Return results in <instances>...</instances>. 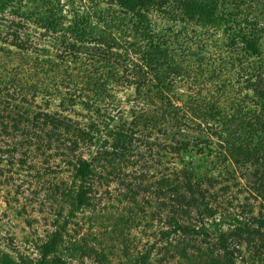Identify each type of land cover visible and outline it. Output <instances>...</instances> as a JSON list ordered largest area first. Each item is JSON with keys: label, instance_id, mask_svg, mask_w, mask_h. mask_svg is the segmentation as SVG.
Instances as JSON below:
<instances>
[{"label": "rangeland", "instance_id": "1", "mask_svg": "<svg viewBox=\"0 0 264 264\" xmlns=\"http://www.w3.org/2000/svg\"><path fill=\"white\" fill-rule=\"evenodd\" d=\"M47 2L50 3L49 0H3L0 2L2 24L12 29V22L26 24L43 18ZM59 2L74 4L76 9L99 8L90 0H51L54 8ZM24 14L31 19L23 20ZM152 19L158 36L171 26L158 13H154ZM196 23L179 24L175 28L178 34L171 38L178 48L174 59L181 65L179 68L173 61L161 57L154 65L142 64L146 69L138 68L140 54L127 56L120 49H114L112 58L129 59L134 66L119 62L116 69H105L104 45L113 41H107L106 35H102L96 39L98 43L79 47L92 48L88 51L91 59L98 56L102 62L97 65L98 70H94L97 72L94 83H78L79 86L58 83V87L35 83L52 96L49 102L40 96L36 100L38 110L33 105L32 111L40 109L71 117L73 132L68 135L60 131L65 140L63 148L59 145L22 148L14 153L16 140L2 138L8 145L0 144L3 159L0 162V264L5 259L39 264L43 246L55 239L58 244L47 257L49 264H190L189 256L197 253V248L205 252L214 250L220 264H264V238L245 235L242 246L236 238H228L227 251L219 241L221 234L226 238L231 235L237 226L233 217L239 218L238 215L246 212L247 205L255 215L261 211L262 199L251 196L259 168L250 163H232L231 166L230 162L229 165L224 157L215 153L220 150L217 146L220 140L216 137L212 153H199L195 146L188 152H176L173 148V124L169 108L162 104L172 101L181 107L200 101L201 108L193 104V109L205 112L208 104H216L226 111L239 91L236 56L225 48L223 26H197ZM102 27L98 25L95 33H100ZM43 33L42 30L32 33L33 41L39 40ZM50 41L44 38L40 43L54 46ZM80 57L86 62L84 55ZM70 67H73L71 63ZM72 74L83 81L76 71ZM143 83H167L164 97L151 85L142 86ZM171 83H178L176 89L173 90ZM22 86L23 93L11 92L18 102L26 89L30 95L36 93L32 85ZM0 90H4L3 87ZM191 117L194 114L189 119ZM50 130L48 126L46 132ZM81 134L85 135L83 139ZM198 136L186 131L185 136L179 135L177 139L197 144ZM205 137L207 141L211 136ZM77 143V149L71 151ZM80 159L91 164L83 180L76 177L75 166ZM21 160L24 162L20 163ZM184 170L199 179L214 178L222 183L211 190L215 195L221 187L230 189L220 190L218 202L225 215L206 218L207 231H203L206 235L184 236L178 232L176 221L198 230L190 219L196 212L189 214L186 208L174 202L180 196L173 192L174 175ZM82 190L86 192V200L80 204ZM220 220H224L221 231H216L214 223ZM261 231L264 235V230ZM208 262V258H202L193 264Z\"/></svg>", "mask_w": 264, "mask_h": 264}, {"label": "trees", "instance_id": "2", "mask_svg": "<svg viewBox=\"0 0 264 264\" xmlns=\"http://www.w3.org/2000/svg\"><path fill=\"white\" fill-rule=\"evenodd\" d=\"M49 1L50 3H45L43 7V12L45 11L44 14L41 13L43 18L39 17L26 24L12 22V29L3 25V20L0 19V87L5 90H0V144L8 145L2 138L16 140L13 144V153L22 148L42 149L57 145L60 148L64 147L65 140L60 131L63 130L68 135L73 132L70 130L72 118L58 116V113L50 114L40 109L39 112H33V105L38 110L36 100L40 96L46 101L52 96L48 90H41V87L35 83H51L57 87L58 83L83 85L94 83V78L97 77L95 76L97 72L94 70H98L97 65H101L102 62L99 61L98 56L91 59L88 51L92 48L84 46V49H81L79 48L81 45L96 44L98 43L96 39L102 38V35H106L107 38L104 39L107 41H113L112 44L104 45L105 69H116L120 66L119 62L127 63L130 67L134 66L128 61L129 59L112 58L114 49H120L127 56L140 54L141 65L138 68L146 69L145 64L154 65L159 57L173 61V64L179 68L181 65L174 59L178 48L171 40L178 34H175V28L179 24L185 25L187 22L195 21L197 26L198 24L223 26L227 41L225 48L236 56L235 68H237L236 77L239 85L238 96L231 107L224 111L216 104H208L205 112H202L200 101L189 102L188 105L181 107L176 106L172 101L167 105L160 102L159 105L169 108L173 137L175 136L173 148L176 152H188L191 146H195L199 153L203 154L206 151L212 153V147L216 145L214 140L216 137L220 140V144L217 145L220 150L215 153L224 157L229 165L230 162L231 166L232 163L235 165L250 163L259 168L258 179L251 188V196L262 199L261 211L255 215L250 205H247L244 208L246 212L238 215L239 218L233 217L237 226L234 227L231 235L227 238L224 234L219 236L223 250L227 251L229 248L228 238H236L241 246L245 235L250 238L255 236L264 238L261 231L264 230V0H90L96 2L95 7H99L95 10H90L88 6L85 10L84 7L76 9L74 4L65 5L62 2L54 8L51 0ZM154 13L164 16L171 24L163 29L160 36L154 32L152 19ZM22 17L23 20L31 19L25 14ZM100 24L103 25L102 29H99L100 33H95ZM7 29L10 30L6 34ZM40 30L44 33L40 34L39 40L33 41L32 33ZM3 34L6 36L2 37ZM44 38H49L54 46L40 43ZM81 54L84 55L87 64L83 63ZM113 59L116 61H112ZM70 63L74 69L70 67ZM156 64L158 66L159 63ZM73 71L81 75L83 81H79V76L74 77ZM177 84L171 83L173 90L176 89ZM22 85H32L31 89L39 95L36 93L30 95L27 93L29 89H26L20 101H16L12 98L11 92L23 93ZM150 85L154 91H158L159 96L164 97L163 90L167 83H143L142 86ZM243 92L247 94L243 95ZM248 93H252V96ZM29 100L34 101L35 104H31ZM193 104L200 107L194 108L199 113L194 111ZM191 113L194 117L189 119ZM48 126L51 130L46 132ZM186 131L195 132L203 139L196 137L195 139L199 140L197 144L187 139L183 142L179 141L177 137L182 134L185 136ZM209 134L211 137L206 141L205 136ZM84 136L81 134L82 139ZM18 138L21 139L17 142ZM77 147L78 143L71 151L74 152ZM2 160L0 158V162ZM22 162L24 161L21 160L20 163ZM75 169L76 177L83 180L87 178L91 164L87 160L80 159ZM197 178L194 173L185 170L174 175L176 186L173 192L180 194L174 202L186 208L189 214L196 212V216L190 219L198 230L175 222L179 227L178 232L184 236H199L201 233L206 235V218L225 215L221 211L223 208L220 207L218 197L220 190L227 192L230 189L221 187L222 189H218L215 195L211 190L222 183L214 181V178ZM182 184L184 186L180 188ZM182 190L184 192L179 193ZM85 200L86 192L82 190L78 201L83 204ZM223 222L224 220L215 221L216 231H221L220 225ZM57 244L55 239L43 246L39 264H49L47 257L55 251ZM195 251L197 253L187 255L190 264L202 258L209 259L207 264H220L214 257L216 254L214 250L208 249L205 252L197 248ZM3 264L29 263L5 259Z\"/></svg>", "mask_w": 264, "mask_h": 264}]
</instances>
